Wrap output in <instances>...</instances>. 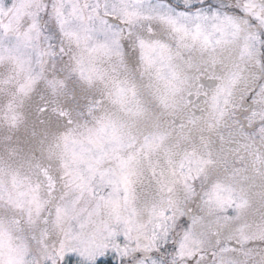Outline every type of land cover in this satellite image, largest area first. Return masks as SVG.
<instances>
[{"label":"snow or ice","instance_id":"6c2138e0","mask_svg":"<svg viewBox=\"0 0 264 264\" xmlns=\"http://www.w3.org/2000/svg\"><path fill=\"white\" fill-rule=\"evenodd\" d=\"M0 264H264V0H0Z\"/></svg>","mask_w":264,"mask_h":264}]
</instances>
